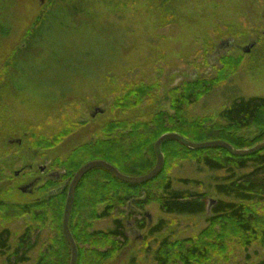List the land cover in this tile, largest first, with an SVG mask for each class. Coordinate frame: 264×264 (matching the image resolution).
<instances>
[{
    "label": "rangeland",
    "instance_id": "1",
    "mask_svg": "<svg viewBox=\"0 0 264 264\" xmlns=\"http://www.w3.org/2000/svg\"><path fill=\"white\" fill-rule=\"evenodd\" d=\"M160 1L71 0L61 7L68 18L65 24L48 21L45 38L37 45L40 49L34 52L23 41L25 46L17 54L26 61L19 62L22 70L16 73L3 68L5 59L13 47L20 46L35 18L49 10L50 0H0L6 13L0 15L4 29H0V163L5 174L0 181V200L25 203L38 198L42 194L39 186L50 178L49 173H61L49 161L63 159L76 147L94 142L106 122L138 123L155 111L172 114L165 92L194 75L214 78L224 56L233 66L219 83L190 103L183 116L221 124L219 114L233 99L264 96V0H175L170 15L159 13ZM143 83L156 84L153 101L143 100L127 110L114 109L116 96ZM96 108L102 112L92 116ZM241 134L250 137L252 131ZM140 137L134 135L135 140ZM41 138L48 141L46 147L34 146L32 141ZM125 140L116 148L130 143ZM34 156V162L47 163L43 173L34 164L31 169L24 167L33 163ZM251 169L252 164L232 171L237 175ZM232 171L228 167L211 169L194 159L176 160L171 165L172 188L202 195V213H166L159 201H153L128 218L124 204L94 219L92 230L102 231L112 229L115 218L123 220L124 237H117L121 249L104 264H156L154 253L162 240L198 237L213 225L207 216L219 199L214 185L226 182ZM37 175L42 181L33 193L19 189ZM258 177L264 178V170ZM209 199L215 202L211 204ZM143 218L144 226L139 228L137 221ZM147 221L149 227H145ZM24 225L22 218H15L0 222V229L8 228L14 240ZM130 226L134 231H129ZM238 242L228 237L229 252L195 264H259L264 259V247L258 241L246 248Z\"/></svg>",
    "mask_w": 264,
    "mask_h": 264
},
{
    "label": "trees",
    "instance_id": "2",
    "mask_svg": "<svg viewBox=\"0 0 264 264\" xmlns=\"http://www.w3.org/2000/svg\"><path fill=\"white\" fill-rule=\"evenodd\" d=\"M173 1L175 0H161L159 13L172 14ZM70 3L71 0H50L49 10L35 18L33 24L25 31L20 46L13 47L5 59L3 68L16 73L22 70L19 62L24 60V57L17 53L20 52V47L25 46L23 41H27L34 52L40 49L37 45L45 38L48 21L53 20L58 26L65 24L68 18L61 12V7ZM4 14V9L0 8V15L3 17ZM159 18L161 19V15ZM2 22L0 19V23ZM0 29L4 30L1 24ZM69 63L72 65V62ZM221 66L214 78L194 75L190 79L174 83L165 92L173 110L172 114L155 111L149 119L138 123L123 119L106 122L100 127L102 134L94 142L76 147L63 159L49 161L48 165L61 173L57 179L50 177L39 187L38 190L42 194L38 198L25 203L0 200V222L15 218L25 221L22 232L14 240H11L12 234L8 228L0 229V264H23L28 261L29 264H69L70 248L62 231L63 209L68 185L74 173L88 161L102 159L124 174L142 175L154 167V143L163 133H179L195 142L221 139L235 148H249L264 140V96L233 99L219 114L224 121L221 124H207L203 121L206 119L188 120L183 116L186 107L219 83L233 64L229 57L224 56ZM155 88L156 84L152 83L135 85L122 95L116 96L112 105L114 109L127 110L128 106L139 104L143 100L153 101ZM243 130H251L250 137L241 134ZM136 133L141 135L137 140L134 138ZM126 138L130 143H122L120 148H116L117 143L124 142ZM17 141L20 142L21 139L18 138ZM32 143L34 146L46 147L48 141L41 138ZM161 150L164 157L161 171L144 183H126L100 167L89 170L80 179L68 222L78 250L76 264H104L120 251L121 244L117 237H124L121 218L113 220L114 226L110 230L91 228L94 219L109 215L116 207L127 205L126 218L131 217L135 209H142L153 201H159L166 213L204 212L202 195L196 191L172 188L168 173L171 165L181 159H194L211 169L228 167V170L236 171L250 164L252 169L237 175L232 171L226 177V182L215 184L214 189L219 199L211 207V214L207 216V220L213 225L202 230L198 237L162 240L154 253L155 263L195 264L216 254L220 257L230 250L229 245L225 244L228 237L238 239L239 246L241 243L244 248L257 241L264 247V178L258 177L264 170V148L248 155L237 156L224 148L190 149L174 139H167L161 144ZM4 178V168L0 163V181ZM52 190L55 191L44 195ZM127 201L130 203L127 204ZM100 204H103L102 209H98ZM137 222L139 228L144 226V218ZM35 248L38 249L35 251ZM259 264H264V259Z\"/></svg>",
    "mask_w": 264,
    "mask_h": 264
},
{
    "label": "water",
    "instance_id": "3",
    "mask_svg": "<svg viewBox=\"0 0 264 264\" xmlns=\"http://www.w3.org/2000/svg\"><path fill=\"white\" fill-rule=\"evenodd\" d=\"M245 51H249V47L245 48ZM96 112H102V109L96 108L92 114V116ZM167 139H174L181 144L189 147L190 149H202V148H224L228 150L232 155H237V156H242V155H248L251 153H254L262 148H264V140L256 143L252 147L249 148H235L233 145L228 143L227 141L218 139V140H211V141H203V142H195L191 141L184 136H182L179 133L175 132H167L163 133L161 136L158 137V139L154 143V150H155V155H156V163L154 167L148 171L145 174L142 175H127L119 171L114 165L111 163L102 160V159H97V160H91L83 164L79 169L74 173L67 189V197L65 200V205L63 209V216H62V231L65 236V239L68 243V246L70 248V261L69 264H76L77 262V255H78V250H77V245L74 241V238L70 232L69 229V217H70V212L71 208L73 205V200H74V195H75V190L76 187L80 181V179L83 177L85 173H87L89 170L93 168H104L107 171H109L111 174H113L116 178H118L121 181H124L126 183L130 184H140L144 183L152 178H154L162 169L163 164H164V157L163 153L161 150V144L167 140ZM30 186L29 184L26 185L25 187H20V190L23 192L30 191L29 190ZM55 190H52L49 193L54 192ZM215 201L213 199H209V203H214Z\"/></svg>",
    "mask_w": 264,
    "mask_h": 264
},
{
    "label": "flooded vegetation",
    "instance_id": "4",
    "mask_svg": "<svg viewBox=\"0 0 264 264\" xmlns=\"http://www.w3.org/2000/svg\"><path fill=\"white\" fill-rule=\"evenodd\" d=\"M36 156H34L32 159H30L31 161H33V163L32 162H29V163H25L24 164V167L26 166V168L27 169H31L32 168V166H33V164L35 165V167H36V169L39 171V172H41V173H43L44 171H45V168L48 166L47 165V163H45V161H44V163L41 165V164H39V161H37L36 160V162H34V160L33 159H36L35 158ZM25 168V169H26ZM18 173V171L16 172V174ZM50 174V177H55V176H59L58 175V173H56L55 171H53V172H51V173H49ZM41 175H37V176H34L33 178H31L30 179V181H28V182H26L24 185H22L21 187H25L26 185H28L29 184V186H30V188H29V190L30 191H26L27 193H33L35 190H34V188L36 187V186H39V183L42 181V177H40ZM46 182V181H45ZM43 184H41L40 186H42ZM39 186V187H40ZM206 209H207V207H206ZM137 229H138V227L137 226H135ZM145 227H149L148 226V221H147V223L145 224ZM129 231H134V227L133 226H130L129 227Z\"/></svg>",
    "mask_w": 264,
    "mask_h": 264
}]
</instances>
